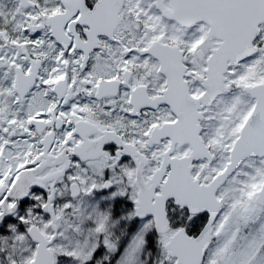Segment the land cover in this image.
Returning a JSON list of instances; mask_svg holds the SVG:
<instances>
[{"label": "snow or ice", "instance_id": "obj_1", "mask_svg": "<svg viewBox=\"0 0 264 264\" xmlns=\"http://www.w3.org/2000/svg\"><path fill=\"white\" fill-rule=\"evenodd\" d=\"M0 264H264V0H0Z\"/></svg>", "mask_w": 264, "mask_h": 264}]
</instances>
